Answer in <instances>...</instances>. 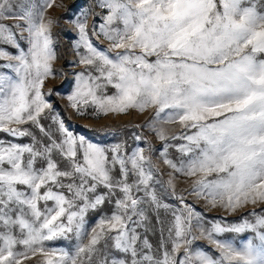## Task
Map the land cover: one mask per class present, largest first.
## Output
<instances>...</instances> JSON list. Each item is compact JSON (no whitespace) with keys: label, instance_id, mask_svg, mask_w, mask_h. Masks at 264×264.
Wrapping results in <instances>:
<instances>
[{"label":"snow or ice","instance_id":"obj_1","mask_svg":"<svg viewBox=\"0 0 264 264\" xmlns=\"http://www.w3.org/2000/svg\"><path fill=\"white\" fill-rule=\"evenodd\" d=\"M64 7L0 0V264H264V0ZM61 19L67 107L147 114L131 144L55 111Z\"/></svg>","mask_w":264,"mask_h":264},{"label":"rangeland","instance_id":"obj_2","mask_svg":"<svg viewBox=\"0 0 264 264\" xmlns=\"http://www.w3.org/2000/svg\"><path fill=\"white\" fill-rule=\"evenodd\" d=\"M93 0H63L64 8L53 9L52 14L57 17H66L77 11L80 8L87 7ZM91 19V18H90ZM55 39L57 42V53L61 57L56 64L57 70H62L66 74V78L57 76L55 79L49 78L45 84V91L49 89H55L60 94L57 95V91H53L51 97V103L56 112L60 113L65 119L69 127L79 135H84L88 139L101 144H112L122 139L128 140L129 144L132 143L133 132H138L140 129H136V124L142 123L146 119V115H140L136 112H132L128 115L121 116H108L100 119H92L90 117L81 118L76 115L73 110L67 107V100L64 98L66 94L70 93L73 88V76L72 73L79 71L80 69L73 66L74 56L72 52V43L75 36L74 32L69 31L68 25L65 19H61L60 26L55 28ZM106 46V45H104ZM47 123V122H46ZM104 126L108 127V131L103 133L99 131H90V129H99ZM151 139V136L149 135ZM26 142V141H25ZM154 146L159 147V141H154ZM180 187H183L181 184ZM198 207H202L198 205ZM248 211V210H243ZM209 217L224 215L222 210L211 211L206 213ZM95 215V214H92ZM241 213L236 216H229V220L238 219ZM230 238L233 234H227ZM248 234H244L241 237H237V240L244 239ZM150 239L155 242L156 237L150 235ZM58 243L67 244V241H61ZM201 243H204L201 241Z\"/></svg>","mask_w":264,"mask_h":264}]
</instances>
